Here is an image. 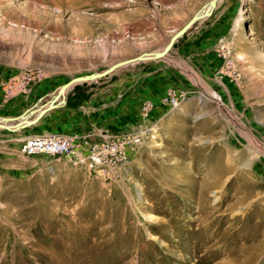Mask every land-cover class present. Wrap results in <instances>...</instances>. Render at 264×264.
I'll return each mask as SVG.
<instances>
[{
  "label": "rangeland",
  "instance_id": "1",
  "mask_svg": "<svg viewBox=\"0 0 264 264\" xmlns=\"http://www.w3.org/2000/svg\"><path fill=\"white\" fill-rule=\"evenodd\" d=\"M211 1L0 0L5 100L44 81L59 89L131 62L72 87L90 97L104 91L113 118L137 82L180 66L171 51L134 60L162 52ZM236 2L249 25L251 69L243 74L237 44L228 42L225 70L233 82H250L234 98L244 96L262 113L264 0ZM172 97L180 102L175 91L163 102ZM220 97L226 103L217 90L199 87L187 101L194 110L178 106L134 131L109 128L103 139L144 131L140 145L125 148L112 179L61 156L23 155L27 138L49 136L40 127L0 129V264H264V142L250 131L247 137V120L221 109ZM152 107L146 102L142 114ZM72 135L83 148L98 137Z\"/></svg>",
  "mask_w": 264,
  "mask_h": 264
},
{
  "label": "crops",
  "instance_id": "2",
  "mask_svg": "<svg viewBox=\"0 0 264 264\" xmlns=\"http://www.w3.org/2000/svg\"><path fill=\"white\" fill-rule=\"evenodd\" d=\"M242 16L244 14L241 13L236 0L218 1L211 15L196 22L172 47L170 52L172 58L180 66L162 68L156 74L148 75L145 80L137 82L132 87L130 95H127L126 99L122 96L116 103L113 118L109 119L107 116L104 91L99 90L90 97V93L80 95L79 91L71 88L65 101L58 100L57 108L48 112L30 128L40 127L46 134L52 136L96 134L98 137L92 138L94 142L102 141L103 133L109 128L111 132L112 128H115V132L134 131L141 122L149 123L164 119L175 110L169 103L163 102L170 91L179 94L180 112L196 109L195 106L191 108L192 103L187 101L194 98L196 88L200 87L215 89L227 96V104L223 102L226 100L225 98L223 100V97H220L221 104L214 101L218 102L222 109L225 105L227 111L247 120L248 123L242 124L256 139L260 138L264 142V110L261 113L260 108L252 105L244 96L237 99L233 96L239 97L236 90L248 89L250 82H233L228 79L227 77L231 78L232 74L225 70L226 60L217 51L219 46L226 42H232L234 47L237 44L235 55L241 57L239 67L243 74L248 72L249 67L251 69L249 62L251 51L246 39L249 25L247 20L242 23ZM261 55L259 52V59ZM262 59L264 62V58ZM253 67L255 72H261L260 65ZM4 83L3 78V81L0 80V116L4 119H18L33 110H38L44 104L55 100L61 88H54L50 82L44 81L30 88L27 94L8 103L5 100ZM146 102L152 103L153 107L147 112L143 111L146 113L144 116L142 107ZM188 107L190 108L187 110Z\"/></svg>",
  "mask_w": 264,
  "mask_h": 264
},
{
  "label": "built area",
  "instance_id": "3",
  "mask_svg": "<svg viewBox=\"0 0 264 264\" xmlns=\"http://www.w3.org/2000/svg\"><path fill=\"white\" fill-rule=\"evenodd\" d=\"M223 58L226 59L230 66L231 46L227 43L221 45ZM174 109L180 102L176 98L168 100ZM144 131L131 135H110L102 139L103 142H95L88 145L87 154L82 151V143L78 142V138L74 135H49V136H32L27 138L22 147V153L25 156H35L39 154H47L68 158L75 165H82L99 175L112 179L118 177L124 162V151L126 147L138 146L142 143Z\"/></svg>",
  "mask_w": 264,
  "mask_h": 264
},
{
  "label": "water",
  "instance_id": "4",
  "mask_svg": "<svg viewBox=\"0 0 264 264\" xmlns=\"http://www.w3.org/2000/svg\"><path fill=\"white\" fill-rule=\"evenodd\" d=\"M218 1L220 0H212L202 11H200L191 21L190 23L178 34H176L171 41L169 42V44L165 47V49L162 52L159 53H155V54H148L145 56H142L140 58H138L135 61H148V60H153V59H163L165 58L168 53L171 51L172 47L174 46V44L182 37L184 36L188 30L199 20H201L204 17L210 16L212 11L214 10V8L216 7ZM131 62H125L122 64H119L117 66H115L114 68L100 73V74H95V75H91L85 78H80L77 80L72 81L71 83L63 86L59 92L57 97L55 98V100L48 102L47 104L41 106L38 110H33L31 112H29L28 114L21 116L18 119H4L3 123H0V129H5L8 131H18L21 130L25 127H31L36 125L48 112H50L51 110H54L57 108V101L61 100L65 101L67 98V94L66 96L64 95L66 93L67 90L71 89L74 85H76L79 82L82 81H90V80H96L99 79L101 77H104L108 74H110L111 72H113L114 70H116L117 68L130 64ZM36 114H38L36 117H34ZM6 120V121H5Z\"/></svg>",
  "mask_w": 264,
  "mask_h": 264
},
{
  "label": "bare ground",
  "instance_id": "5",
  "mask_svg": "<svg viewBox=\"0 0 264 264\" xmlns=\"http://www.w3.org/2000/svg\"><path fill=\"white\" fill-rule=\"evenodd\" d=\"M70 90V89H69ZM69 90H67L66 91V93L64 94L65 96H66V94H67V92L69 91ZM63 98V97H62ZM62 98H61V100H62ZM216 101H217V99H216ZM221 104V103H220ZM224 108H225V105H224ZM228 108V107H227ZM222 109V108H221ZM234 114V113H233ZM229 115V114H228ZM235 118V117H234ZM236 119V118H235ZM233 120V119H232ZM240 123V122H239ZM238 123V124H239ZM242 127H243V129H244V133L247 135V137L250 139V140H252V137H251V135H250V133L248 132L249 130H247V128L246 127H244L243 125H242ZM242 129V130H243Z\"/></svg>",
  "mask_w": 264,
  "mask_h": 264
}]
</instances>
